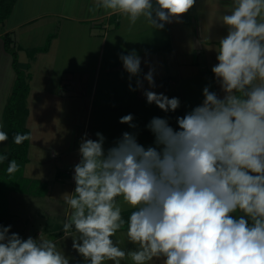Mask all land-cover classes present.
<instances>
[{"label":"clouds","instance_id":"9594fccd","mask_svg":"<svg viewBox=\"0 0 264 264\" xmlns=\"http://www.w3.org/2000/svg\"><path fill=\"white\" fill-rule=\"evenodd\" d=\"M196 0H96L90 12L104 9L129 21L141 17L155 29L180 22ZM227 35L216 48L213 66L223 96L203 89L204 100L182 117L174 130L164 118L147 125L156 147L137 142L125 132L104 150L105 138H85L74 168L75 190L63 198L69 206L63 230L73 235V248L88 264H264V0H234L222 17ZM129 79L139 77L141 58L135 50L120 55ZM155 87L150 68L144 75ZM137 87L143 82L137 79ZM130 90L133 89L131 84ZM162 111H176L178 98L144 92ZM131 114L120 123H132ZM9 139L0 125V144ZM15 133L14 143L29 140ZM8 155L0 154V163ZM15 160L7 173L18 171ZM119 198V199H118ZM122 204L134 210L127 221ZM236 212L242 215L234 216ZM127 224V238L136 245L125 251L112 237ZM0 226V264H69L56 243Z\"/></svg>","mask_w":264,"mask_h":264},{"label":"crops","instance_id":"0c3cea01","mask_svg":"<svg viewBox=\"0 0 264 264\" xmlns=\"http://www.w3.org/2000/svg\"><path fill=\"white\" fill-rule=\"evenodd\" d=\"M35 1L36 4L39 2V0ZM41 1L43 0H40V2ZM198 1L199 0H196V3ZM19 2L20 0L16 3L11 16L0 25V94L4 93L7 95L8 91H11L8 87L10 85L12 87V83L15 79V74L11 65V56L7 59L3 56V35L6 33L10 34L17 45L18 36L15 33L23 28H27L24 30L22 39L28 40V44L31 46L27 47L37 48L41 47V44L39 42L36 46V37H39V33L43 35V33L47 32L38 33L37 30L43 29L45 25H50V28L54 30L58 27L63 35V32L68 30L69 22H72L74 24L73 28H77L76 31L79 36L77 47L81 46L80 41L82 38H84L87 45L86 49H82L83 54H85L84 63L92 58L90 62H86L82 74L79 75L78 80H76L79 82V78L81 79L84 76V82L89 83V90L86 91V87L85 89H81L83 90V99H88V105L84 114V128L77 138L78 141L75 145L78 153L82 138H85V133L87 134L86 138L92 140H97L98 137L96 133H101L105 138L103 145L105 152H107L109 148L115 146L116 142L122 138V134L125 132L135 135L137 142L144 146L145 149L149 146L156 147L155 136L147 127L154 117L166 119L174 130H179L177 118L184 116L185 110L182 105L183 95L180 94V91L174 92V87L178 86V80L184 79L185 76L187 78L194 75V65L199 66L200 64L198 56L203 55L205 61L206 58H208L206 52H211L209 49L212 48V43H216L215 39H221L226 36L224 34L227 33L226 26L222 24L223 14L219 18L213 19V24L215 25H213L214 29L212 32L210 31V33L200 25V28H196L194 32L183 35L182 33L186 31V28H184V30H181V28L186 25L189 27L190 25L184 20L183 16L180 22L173 21L171 23H166L163 29L152 28L144 18L141 17L130 30L129 21L126 17L119 14L109 15L108 12L102 8L90 12L89 8L95 6L96 0H77L76 15L49 12L46 10L47 8H44L38 13H33L21 20L11 22V18L16 14L15 10ZM43 2L46 4L47 0ZM224 2L227 1H222L221 3ZM194 6H196V4ZM207 16H209L210 19L206 22H209L211 17L210 15ZM42 23L44 24L41 25ZM50 34L52 33H49V35ZM43 38L44 36L41 37V39ZM57 38L58 36L52 40L51 49L46 53H41L42 55L50 54L52 48L55 46ZM18 40L21 41V38ZM58 40H60V38ZM68 44L72 48L71 42L68 41ZM19 47L24 48L20 45ZM185 47L188 49H185ZM132 50H135L137 55L141 58V73L139 77H132L129 79V74L124 70L123 63L119 57L121 54H129ZM71 51L73 52V49H71ZM69 53L71 52L69 51ZM191 54H194V62H190L189 60ZM8 55L9 54H7V56ZM59 68L60 69L55 72L56 75L53 80V86H51L49 92L54 97H67V93L70 94L71 91L69 85L63 83V76L68 70H62V66H59ZM150 68L153 70L155 82V87L152 88H150L147 81L143 80L144 75L148 73ZM183 71L186 74L181 75ZM88 74H90V76H87ZM212 76L215 78L214 73ZM59 77H62V79L59 80ZM137 79L143 82L142 88L137 87ZM130 84L132 88L136 90H130ZM146 90L154 91L157 94L162 93L170 99L173 97L178 98L180 101L179 108L174 112L171 110L165 112L154 103L149 104L144 95ZM129 114L133 116L132 123L136 125L135 128L130 127L129 124L120 123V118ZM80 160L81 156L79 154L75 160L72 161L74 166L72 168V173L59 171L57 173L59 176L57 181L59 182L56 181V184H54L55 188L53 189V187H50L51 189H48L45 195H24L34 197V200L43 199L48 200V202L49 200H55L56 204H59L60 198H58V196L62 190L65 189H60V186H65L64 182L73 184L74 188L70 193H74L76 185L72 176L74 175L75 165L78 164ZM25 170L26 166L24 171ZM26 178L33 179V177L30 176ZM37 181H39V179H37ZM12 193L23 195V193L18 192ZM9 197L11 196L9 195ZM25 202L29 206L28 215H25V212L16 211L15 208L12 209L11 206H13V202L9 200L8 216V225L11 217H15L18 222H21L24 238L30 227L29 221L32 220L31 214L35 212V209L32 211V206L30 207L33 201L28 199ZM13 211L16 213H12ZM239 215H242V213H239ZM62 235L63 237L69 236L66 234ZM160 260L161 259H153L154 262ZM153 261L151 262L153 263ZM151 262H149V264Z\"/></svg>","mask_w":264,"mask_h":264},{"label":"rangeland","instance_id":"374dc122","mask_svg":"<svg viewBox=\"0 0 264 264\" xmlns=\"http://www.w3.org/2000/svg\"><path fill=\"white\" fill-rule=\"evenodd\" d=\"M43 1L40 2L39 0L36 4L35 0H20L19 4L16 6V14L11 18V22L21 20L33 13H38L44 8H47L46 10L49 12H61L67 15L77 14V0H47L46 4ZM222 1L227 2L221 3ZM233 4L234 0H199L196 6H193L188 13L183 15L184 20L190 25L189 27L186 25L181 28V30L186 28V31L182 34L188 35L194 32L196 28H200V25L203 26V29L207 32H212L214 29L213 25H215L213 24V19L219 18L222 14H230ZM207 15L211 17L209 22H206L210 19ZM43 24L44 23L41 25ZM73 26L74 24L69 22L68 30L63 32V35L58 27L54 30L50 28V25H45L43 29L37 30L38 33L47 32L43 33V35L39 33V37H36V46L40 42L41 47H43L52 34L58 36V38L49 55H42L39 53L35 55L36 57L34 60H31L26 52V50L32 48L27 46L31 45L28 44L27 39H22L24 30L27 28H23L15 33L18 36L17 46L20 45L24 47L18 52L19 62L30 63V68L25 72L31 75V79L29 80L30 92L27 97V106L30 110V114L26 121V126L30 130L31 135L28 162L26 164L24 176H30L33 177L35 181H37V179L41 181L36 189L40 193H43L46 189L50 190L52 187L53 189L55 188L54 184H56L59 178L57 175L59 171L72 173V168L74 167L72 161L79 155L75 145L78 141L77 138L84 128V114L88 105V99H83V90L81 89H85L86 87V91L89 90V83L84 82V76L81 79L79 78V82L76 80H78V76L82 74L86 62H90L92 58L84 63L85 54H83L82 49H86L87 45L84 38H82L80 41L81 48L79 46L77 47L79 36L76 31L77 28L75 29ZM49 33L52 34L49 35ZM224 35H227V33ZM42 36H44L43 39H41ZM19 38H21V41L18 40ZM59 38L61 42L58 40ZM219 40L220 39H215L216 43H212V48L209 49L211 52H206L208 58H206L205 61L203 55L198 56L200 64L199 66L194 65V75L187 78L185 76L184 79L178 80V86L174 87V92L180 91V94L183 95L182 105L184 106L185 114L203 103V89L205 87H208L210 91L216 92L219 96H223L218 82L215 80L214 76H212V68L218 63L216 59V48L218 47ZM68 41L71 42L72 48L68 44ZM71 49H73V52ZM185 49L188 48L185 47ZM69 51L72 54L69 53ZM7 54L8 52L4 49L3 56L6 59L10 57V54L8 56ZM193 58L194 54H191L189 58L190 62H194ZM59 66H62V70H68L63 76V83L69 85L71 91L70 94L67 93V97H54L49 92L51 86H53V80L56 75L55 72L60 69ZM183 74L186 73L183 71L181 75ZM87 76H90V74ZM61 79L62 77H59V80ZM8 88L12 90L11 85ZM9 92L11 91H8L7 95L4 93L0 94V125L3 123L2 109L6 100L9 98ZM6 144L7 142L0 144V148L5 147ZM72 177H74V175ZM64 184L65 186H60V189H65H63L58 196V198H60L59 204H56L55 200H49V202L43 199L34 200L32 196L29 197L24 194L11 193V197H9L10 202H13L11 208H15L16 211L25 212V215H28L29 206L25 201L28 199L32 200L33 202L30 207L32 206V211L35 209V212L31 214L32 220L29 221L30 227L27 230L25 238L31 237L38 240L42 235L44 238L51 239L56 243L58 249L69 259V264H88L85 258L73 248V235H75V233H71L72 235L66 237L62 235L65 234L63 223L65 221V213L68 209V205L65 203L63 197L66 194H71L70 191L74 188L71 183L64 182ZM130 208V206L122 204V211L130 210ZM12 213L16 212L13 211ZM239 213L240 212H236L233 215L239 216ZM9 225H11L9 235L16 233L21 239H25L21 222H18L15 217H11ZM126 232L127 231H120V233L116 232L117 234H115L112 239L125 251L135 250L136 245L128 241ZM160 259V261H153V263H151L163 264V258ZM105 264H113V262L108 261L105 262ZM121 264H133V262L130 258H126L121 261Z\"/></svg>","mask_w":264,"mask_h":264},{"label":"trees","instance_id":"16d2710c","mask_svg":"<svg viewBox=\"0 0 264 264\" xmlns=\"http://www.w3.org/2000/svg\"><path fill=\"white\" fill-rule=\"evenodd\" d=\"M18 0H0V25L3 24L12 14ZM55 35H50L47 43L43 47H37L26 50L31 60L35 59V55L46 53L49 51L51 42ZM4 49L12 58V68L15 73V79L12 90L9 94L5 106L2 111V130L8 133L9 139L6 141L5 147L0 148V154H7L8 160L0 163V226L7 227L9 216V195L12 192L30 194L34 196L45 195L47 189L40 193L37 191V185L41 181L28 179L24 176V169L28 162V152L30 139L17 145L14 143L13 136L15 133L31 135L30 130L26 126L29 116L27 106V97L30 92L29 80L31 75L26 74V70L30 68V63H20L18 52L21 47L15 45L10 34L6 33L2 37ZM15 160L18 164V171L13 174L7 173L8 162ZM134 209L122 212V218L127 221L130 213ZM127 231V224L117 232ZM75 232L74 229L72 233Z\"/></svg>","mask_w":264,"mask_h":264}]
</instances>
